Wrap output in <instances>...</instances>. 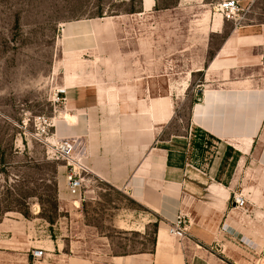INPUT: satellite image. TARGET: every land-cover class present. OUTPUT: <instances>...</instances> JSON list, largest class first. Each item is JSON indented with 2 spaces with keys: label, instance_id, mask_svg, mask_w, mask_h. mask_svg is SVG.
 I'll return each instance as SVG.
<instances>
[{
  "label": "rangeland",
  "instance_id": "rangeland-1",
  "mask_svg": "<svg viewBox=\"0 0 264 264\" xmlns=\"http://www.w3.org/2000/svg\"><path fill=\"white\" fill-rule=\"evenodd\" d=\"M222 1L0 0V264H102L153 250L156 226L145 227L148 211L126 190L88 171L81 194H69L66 164L53 155L73 140L66 87L120 88L123 97L142 84L148 103H161L164 139L185 134L202 90L231 76L249 81L262 106L264 46L236 40L264 34V0H237L232 20ZM228 42L234 54L220 55ZM245 113L263 118L243 127L245 155L254 143L233 192L246 206L230 208L214 232L208 249L219 264H264V111Z\"/></svg>",
  "mask_w": 264,
  "mask_h": 264
},
{
  "label": "crops",
  "instance_id": "crops-1",
  "mask_svg": "<svg viewBox=\"0 0 264 264\" xmlns=\"http://www.w3.org/2000/svg\"><path fill=\"white\" fill-rule=\"evenodd\" d=\"M253 32L237 38V43L259 41L264 46V34ZM229 42L220 55L226 51L234 54L227 48ZM222 70L216 76L225 75ZM222 79L219 81L224 82ZM244 80L231 76L227 85L202 90L185 134L168 139L162 137L161 103L156 99L148 103V90L142 84L129 88V93L122 90L123 97L120 88L107 92L86 83L66 87L67 107L76 112V124L65 132L78 142L81 160L91 175L126 190L148 211L145 227L156 226L151 252L115 257L102 264H219L208 246L218 225L229 223L225 218H230L229 210L235 207V176L254 142L247 155L242 147L263 118V114L249 116L245 111H264V102L262 106L253 102L252 96L259 93ZM108 112L109 126L104 121ZM245 125L252 128L250 132L243 129ZM180 211L192 223L190 237L182 241L168 233Z\"/></svg>",
  "mask_w": 264,
  "mask_h": 264
},
{
  "label": "built area",
  "instance_id": "built-area-1",
  "mask_svg": "<svg viewBox=\"0 0 264 264\" xmlns=\"http://www.w3.org/2000/svg\"><path fill=\"white\" fill-rule=\"evenodd\" d=\"M218 8L224 14L225 20H232L238 12L237 0H223L218 4ZM81 149L76 140H60L54 148V159L62 161L66 164L67 169V190L73 197L81 194L85 181L84 174H87L89 169L81 160ZM233 202L235 209L243 210L246 206V199L241 195L234 194ZM191 221L189 217L179 212L174 222L169 226V234L176 240L182 241L190 237ZM43 251H36L35 258H42Z\"/></svg>",
  "mask_w": 264,
  "mask_h": 264
},
{
  "label": "bare ground",
  "instance_id": "bare-ground-1",
  "mask_svg": "<svg viewBox=\"0 0 264 264\" xmlns=\"http://www.w3.org/2000/svg\"><path fill=\"white\" fill-rule=\"evenodd\" d=\"M181 212V211H180ZM169 233V232H168ZM170 235V234H169ZM171 236V235H170Z\"/></svg>",
  "mask_w": 264,
  "mask_h": 264
},
{
  "label": "trees",
  "instance_id": "trees-1",
  "mask_svg": "<svg viewBox=\"0 0 264 264\" xmlns=\"http://www.w3.org/2000/svg\"><path fill=\"white\" fill-rule=\"evenodd\" d=\"M52 167V166H51Z\"/></svg>",
  "mask_w": 264,
  "mask_h": 264
}]
</instances>
